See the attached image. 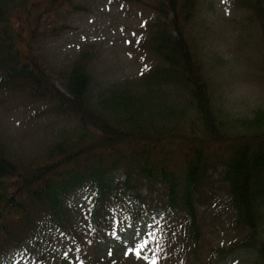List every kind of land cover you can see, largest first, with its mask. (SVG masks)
<instances>
[{
  "label": "trees",
  "instance_id": "16d2710c",
  "mask_svg": "<svg viewBox=\"0 0 264 264\" xmlns=\"http://www.w3.org/2000/svg\"><path fill=\"white\" fill-rule=\"evenodd\" d=\"M181 1L157 0L152 6L158 14L147 48L162 64L150 71L147 83L182 91L170 99L167 112L158 113L140 93H93L92 52L84 48L61 70L64 89L57 85L33 39L42 11L64 0H0V92L48 101L76 122L28 161L12 158L0 142V259L18 247L38 261L53 255L57 250H49L48 234L58 228L65 242L74 241L70 264H86L79 247L89 246L96 256L108 207L124 190L133 192L130 206H160L167 214L158 242L172 238L174 244L155 259L178 254L190 261L202 234L203 187L209 170L222 165L232 221L247 232L220 252L245 250L253 253V264H264V105L236 115L216 101L204 55L186 30L198 0ZM233 1L250 11L264 47V0ZM80 189L88 192L84 227L75 224L68 205Z\"/></svg>",
  "mask_w": 264,
  "mask_h": 264
},
{
  "label": "rangeland",
  "instance_id": "374dc122",
  "mask_svg": "<svg viewBox=\"0 0 264 264\" xmlns=\"http://www.w3.org/2000/svg\"><path fill=\"white\" fill-rule=\"evenodd\" d=\"M156 1L64 0V5L42 11L34 47L61 89V70L70 66L84 48L92 52L93 93H140L153 104L155 112H167L170 99L182 91L147 83L150 71L162 64L160 57L147 48L151 24L158 14L152 7ZM253 21L250 11L238 7L233 0H198L195 15L186 26L206 60L212 94L236 115H250L264 105V47L257 22ZM75 123V118L59 114L48 101L33 99L27 93L0 92V142L14 159L28 161L41 156L61 131L71 129ZM223 177L222 165L209 170L198 203L202 234L190 261L178 254L161 261L155 259L169 253L174 244L172 238L166 243L158 242L164 238L167 214L160 206L146 210L130 206L133 192L124 190L108 207L105 239L96 247V256L89 246H80L79 256L83 254L86 264H253L252 252L237 250L225 256L220 252L219 247L239 241L247 232L232 221ZM87 198L88 192L80 189L68 201L79 227L85 226ZM151 203L147 200V205ZM132 210L139 215L133 218ZM59 231L57 228L48 234L49 250H57L53 255L38 261L21 247L12 248L0 264H70L74 241L65 242ZM145 239L147 247L150 245L148 250Z\"/></svg>",
  "mask_w": 264,
  "mask_h": 264
},
{
  "label": "snow or ice",
  "instance_id": "6c2138e0",
  "mask_svg": "<svg viewBox=\"0 0 264 264\" xmlns=\"http://www.w3.org/2000/svg\"><path fill=\"white\" fill-rule=\"evenodd\" d=\"M136 235H137V236H140V232L137 231ZM146 235H147V233H145V236H146ZM144 243H145V246H147V241H146V239H145ZM136 255L140 256L141 253H140L139 251H137ZM143 258H144V259H147V257H143ZM152 264H157V261H152Z\"/></svg>",
  "mask_w": 264,
  "mask_h": 264
}]
</instances>
